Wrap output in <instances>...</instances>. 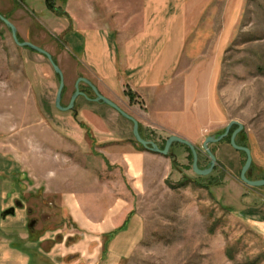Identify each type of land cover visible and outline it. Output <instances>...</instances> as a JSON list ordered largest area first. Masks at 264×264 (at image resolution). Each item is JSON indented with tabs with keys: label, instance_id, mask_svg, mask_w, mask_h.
Here are the masks:
<instances>
[{
	"label": "rangeland",
	"instance_id": "rangeland-1",
	"mask_svg": "<svg viewBox=\"0 0 264 264\" xmlns=\"http://www.w3.org/2000/svg\"><path fill=\"white\" fill-rule=\"evenodd\" d=\"M63 3L55 0L52 15L45 0H0V14L15 26L20 43L52 56L64 81L61 106L67 107L76 74L59 56L62 39L52 32ZM195 24L189 40H206L203 54L219 61L220 113L204 130V141L193 145L198 167L210 164L206 139L237 122L243 131L236 144L248 148L252 158L247 178L264 180V0H212ZM41 71L51 76V92L40 80ZM59 84L47 58L16 45L0 21L1 204L25 208L27 221L36 222L32 233L49 234L61 244L60 252L69 251L61 264H264V239L245 214L246 208L260 206L254 193L264 195V187L239 181L246 155L229 142L237 126L227 139L208 146L216 159L208 176L196 175L191 151L175 143L168 156L157 154L147 162L136 185L123 167L103 159L104 149L91 136L81 140L75 124L61 119L72 112L55 106ZM68 199L81 207L88 224L112 214L122 220L129 212L133 223L128 230L121 226L110 236L96 237L74 222Z\"/></svg>",
	"mask_w": 264,
	"mask_h": 264
},
{
	"label": "crops",
	"instance_id": "crops-1",
	"mask_svg": "<svg viewBox=\"0 0 264 264\" xmlns=\"http://www.w3.org/2000/svg\"><path fill=\"white\" fill-rule=\"evenodd\" d=\"M210 2L65 0L61 17L57 15L52 32L62 39L59 56L70 61L79 91L87 97H78L72 114L61 119L75 124L81 140L85 131L78 122L85 124L91 138L104 149L108 164L123 167L131 183L139 185L147 162L159 156L140 148L132 123L96 102L91 88L79 80L90 82L100 95L135 119L145 141L161 146L171 136H178L192 145L202 143L204 130L215 124L220 113L216 102L219 61L203 54L206 40L198 44L189 36ZM39 77L48 82L50 90L51 76L41 71ZM47 99L45 96L49 104ZM254 195L261 198L260 206L246 208L245 214L264 239V195ZM3 199L0 194L1 214L13 208L2 205ZM65 203L74 222L96 237L110 236L121 226L130 229L135 216L129 212L120 220L112 214L91 225L77 203L72 199ZM28 214L17 206L14 215L1 218L0 264H61V257L69 251L60 252L61 244L49 234L32 233Z\"/></svg>",
	"mask_w": 264,
	"mask_h": 264
},
{
	"label": "water",
	"instance_id": "water-1",
	"mask_svg": "<svg viewBox=\"0 0 264 264\" xmlns=\"http://www.w3.org/2000/svg\"><path fill=\"white\" fill-rule=\"evenodd\" d=\"M46 2L48 0H45ZM0 21L7 26L12 34V39L14 41V43L22 48H28L30 50L35 51L36 53L44 56L45 58H47V60L49 61V63L51 64L52 68L55 70L56 74L59 76L60 78V84H59V88L57 90V94H56V98H55V106L56 108H58L59 110L63 111V112H69V111H73L74 110V103L76 101V99L78 97H85L86 95L84 93H81L79 91V87H78V83L75 86V92L71 97V100L68 104L67 107H62L61 106V99H62V93L64 90V81H63V77H62V72L61 70L58 68V66L55 64L52 56L45 50L34 46L31 43L25 42V43H20L17 37V32L15 29V26L10 23L7 19H5L4 17H2V15L0 14ZM79 81H82L84 83H86L92 90L94 96H95V101L96 102H102L104 104H106L107 106H109L110 108L114 109L116 112H118L123 118L127 119L128 121H130L133 125L132 127V134L133 137L135 139V141L142 146L144 149L154 153V154H159L161 156H168L169 155V150L172 146V144H181L185 147H187L192 154V171L200 176V177H206L208 176L214 169L215 165H216V159L214 157V155L211 153V151L208 149V146L210 144H216V143H220L221 141H223L224 139H226L229 135L230 130L232 129V127L237 126V130L234 131L232 133V135L230 136V145L231 147L239 152H242L246 155V161L245 164L241 170L240 173V177H239V181L244 184L245 186L248 187H252V188H261L264 187V180H257V181H251L247 178V175L249 174L251 165H252V158H251V154H250V150L248 148L239 146L236 144V137L237 135L243 131V126L237 122H231L228 127L226 128L225 132L218 136V137H209L206 139V141L203 144V149L205 150L206 154L208 155L209 159H210V164L209 167L207 169L201 170L198 167V154L197 151L195 149V147L190 144L188 141H186L183 138H180L178 136H171L170 138H168V140L166 141L163 149H160L155 143L153 142H148L145 141L139 133V125L137 123V121L135 119H133L132 117H130L129 115H127L125 112H123L116 104H114L113 102L109 101L108 99L104 98L102 95H100V93L98 92V90L90 83L87 82L84 79H80ZM19 206V205H17ZM15 213V208H10L6 211H4L1 214V218H5L7 216L10 215H14ZM35 224V222H32L29 224V228H32L33 225Z\"/></svg>",
	"mask_w": 264,
	"mask_h": 264
},
{
	"label": "flooded vegetation",
	"instance_id": "flooded-vegetation-1",
	"mask_svg": "<svg viewBox=\"0 0 264 264\" xmlns=\"http://www.w3.org/2000/svg\"><path fill=\"white\" fill-rule=\"evenodd\" d=\"M54 2H55V0H48L47 2L45 1L47 8L49 10H51L54 14H56L57 10H56V7L54 5ZM74 92H75V90H74ZM32 222H34V221L31 220L30 223H32Z\"/></svg>",
	"mask_w": 264,
	"mask_h": 264
},
{
	"label": "trees",
	"instance_id": "trees-1",
	"mask_svg": "<svg viewBox=\"0 0 264 264\" xmlns=\"http://www.w3.org/2000/svg\"><path fill=\"white\" fill-rule=\"evenodd\" d=\"M129 95H130V94H129ZM75 119H76V117H75ZM78 123H79L78 125H79V126L85 131L86 136L89 137V136H90V133H89V129L87 128V126H86L85 124H83L82 122H78ZM227 138H228V137H227ZM227 138H226V139H227ZM139 147L142 148V149H144V148H143L142 146H140V145H139ZM103 159L105 160V158H103ZM105 161H106V160H105ZM227 256H228L229 259L232 258L229 254H227Z\"/></svg>",
	"mask_w": 264,
	"mask_h": 264
}]
</instances>
